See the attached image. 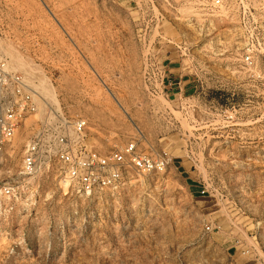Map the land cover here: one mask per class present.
I'll list each match as a JSON object with an SVG mask.
<instances>
[{
	"label": "rangeland",
	"instance_id": "1",
	"mask_svg": "<svg viewBox=\"0 0 264 264\" xmlns=\"http://www.w3.org/2000/svg\"><path fill=\"white\" fill-rule=\"evenodd\" d=\"M162 1L173 24L143 35L131 0H0V61L84 119L90 149L135 141L171 158L163 174L131 172V187L86 199L56 168L18 175L39 119L27 118L0 152V190L13 189L0 196V264H264V0H222L209 37L175 20L199 19V0ZM163 54L178 57L195 94L168 93ZM157 63L165 88L150 86Z\"/></svg>",
	"mask_w": 264,
	"mask_h": 264
},
{
	"label": "built area",
	"instance_id": "2",
	"mask_svg": "<svg viewBox=\"0 0 264 264\" xmlns=\"http://www.w3.org/2000/svg\"><path fill=\"white\" fill-rule=\"evenodd\" d=\"M222 3V0H199L197 5L200 11L199 19L192 15L175 20L198 30L200 36L209 37L213 29L212 9L221 8ZM129 5L133 22H140L146 26L143 35L146 34L150 24L162 23L168 26L173 24V21L162 15L160 8L166 7L177 11L168 2L162 0H131ZM167 35L160 36V39L164 43L174 45L173 38H168ZM175 48L180 56H186L188 53V48L185 46H175ZM162 53V48H157L153 56ZM241 63L245 68H250L253 65L252 57L245 54ZM157 70L158 77L150 86L165 88L167 70L158 63ZM32 116H38L39 119L30 128L22 152L18 174L21 178L47 175L56 168L60 182L68 190L88 199L107 191L116 193L131 187L136 182L130 176L131 172L137 178H141L152 174H163L170 165L171 158L167 154H148L139 149L135 141L107 155L90 149L86 134L87 122L82 118L69 117L60 107L48 104L25 76L12 72L7 63L1 60L0 152L11 144L23 122ZM12 195L11 187L0 190V196L3 198L10 199ZM205 231L211 232L212 228L206 226Z\"/></svg>",
	"mask_w": 264,
	"mask_h": 264
},
{
	"label": "crops",
	"instance_id": "3",
	"mask_svg": "<svg viewBox=\"0 0 264 264\" xmlns=\"http://www.w3.org/2000/svg\"><path fill=\"white\" fill-rule=\"evenodd\" d=\"M164 62H166L169 74V81L167 88L168 93L173 97H182L184 95L195 94V86L191 79L183 73V70L178 66L175 54H163ZM171 56H174L173 58Z\"/></svg>",
	"mask_w": 264,
	"mask_h": 264
}]
</instances>
